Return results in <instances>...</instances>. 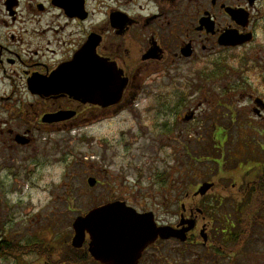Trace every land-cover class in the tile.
I'll return each mask as SVG.
<instances>
[{
	"label": "flooded vegetation",
	"instance_id": "1",
	"mask_svg": "<svg viewBox=\"0 0 264 264\" xmlns=\"http://www.w3.org/2000/svg\"><path fill=\"white\" fill-rule=\"evenodd\" d=\"M227 32L241 42L220 44ZM253 46L248 57L257 49L264 67V0H0V147H30L43 131L93 128L136 110L149 82L214 78L222 65L208 59ZM82 49L88 57L75 64ZM75 88L89 96H77ZM106 95L113 96L108 104ZM248 96L241 109L221 100L181 112L174 105L155 108L166 114L156 126L167 138L174 129L183 136V125L199 120L195 144L201 152L200 144L209 147L207 159H223L220 178L241 180L214 181L205 195H196L202 183L188 188L185 199L192 201L166 217L149 210L158 227L183 233L158 236L134 264H264V98ZM231 161L236 167L224 169ZM214 188L219 192L210 195ZM72 238L65 240L73 248L67 258L77 262L59 264H111L90 253L89 235L79 249ZM43 258L37 264H54Z\"/></svg>",
	"mask_w": 264,
	"mask_h": 264
},
{
	"label": "rangeland",
	"instance_id": "2",
	"mask_svg": "<svg viewBox=\"0 0 264 264\" xmlns=\"http://www.w3.org/2000/svg\"><path fill=\"white\" fill-rule=\"evenodd\" d=\"M253 48L225 50L208 59V63L216 60L222 65V72L214 78L166 76L149 82L138 97L136 110L123 111L93 128L43 131L30 147H0V242L57 245L72 238L76 217L95 204L119 200L166 217L180 202L192 201L185 199L188 188L196 190L210 180L217 185H221L218 180L229 181V186L240 181V177L220 178L223 159H218L219 167L206 158L209 147L200 144L201 152L195 144L199 120L183 125V136L174 129L167 138L156 126L166 114H158L155 108L174 105L181 112L201 101L211 106L221 100L223 105L241 109L249 105L248 94L264 98L263 54L257 56L256 49L249 58ZM181 93L186 96L179 98ZM223 112L228 110L223 107ZM236 165L226 162L223 168ZM90 177L98 180L94 187L87 183ZM218 190L214 188L210 195ZM43 260L36 251L0 255V264Z\"/></svg>",
	"mask_w": 264,
	"mask_h": 264
},
{
	"label": "water",
	"instance_id": "3",
	"mask_svg": "<svg viewBox=\"0 0 264 264\" xmlns=\"http://www.w3.org/2000/svg\"><path fill=\"white\" fill-rule=\"evenodd\" d=\"M219 42L231 46L241 41H234L232 32H227L222 35ZM87 57L88 50H80L75 64L82 65V59ZM75 94L83 98L89 96L87 90L81 88H75ZM104 100L108 104L113 100V96L106 95ZM88 184L94 187L97 179L90 177ZM213 186L214 182H204L196 195H205ZM188 224L189 227L186 230L193 227L192 222ZM73 229L72 245L75 248H82L89 235L90 253L97 260L111 264H134L141 250L158 236L162 238L179 237L183 233L170 226L158 227L152 212L138 213L123 201L110 202L90 210L86 215L78 216L73 222Z\"/></svg>",
	"mask_w": 264,
	"mask_h": 264
},
{
	"label": "trees",
	"instance_id": "4",
	"mask_svg": "<svg viewBox=\"0 0 264 264\" xmlns=\"http://www.w3.org/2000/svg\"><path fill=\"white\" fill-rule=\"evenodd\" d=\"M70 250H73V248L71 245L68 246L65 240L61 241L57 245L33 243L25 246H20L6 239L0 242V255H16L18 253H21V255H23L32 251H36V253L52 261H54V257H57L59 259L58 264L60 262H77L73 257L72 259L67 258V256L70 254ZM60 259H63L64 261H60ZM55 262L57 261L55 260Z\"/></svg>",
	"mask_w": 264,
	"mask_h": 264
}]
</instances>
